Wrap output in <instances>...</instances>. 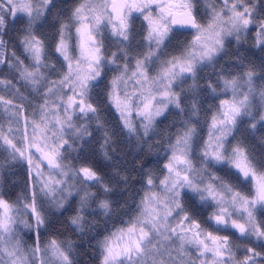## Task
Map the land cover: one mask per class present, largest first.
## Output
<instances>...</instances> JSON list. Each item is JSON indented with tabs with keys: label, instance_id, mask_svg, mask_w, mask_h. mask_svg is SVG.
I'll return each instance as SVG.
<instances>
[{
	"label": "snow or ice",
	"instance_id": "obj_1",
	"mask_svg": "<svg viewBox=\"0 0 264 264\" xmlns=\"http://www.w3.org/2000/svg\"><path fill=\"white\" fill-rule=\"evenodd\" d=\"M187 94L197 122H178L163 160L117 196L87 119L103 102L147 134ZM114 198L111 226L82 235L89 207ZM85 261L264 264L256 0H0V264Z\"/></svg>",
	"mask_w": 264,
	"mask_h": 264
},
{
	"label": "clouds",
	"instance_id": "obj_2",
	"mask_svg": "<svg viewBox=\"0 0 264 264\" xmlns=\"http://www.w3.org/2000/svg\"><path fill=\"white\" fill-rule=\"evenodd\" d=\"M195 2L200 4L201 0H195ZM256 3L258 7H264V0H256ZM217 59L218 61L222 60L223 56L221 55ZM206 71L211 76L215 75V71L210 66ZM100 96L102 100L103 94L101 93ZM191 99V94H187L183 112L178 108H174L173 112L170 113L166 111L162 116L158 117L157 123L147 134H145L139 124H137V132L134 134L129 133L126 129L119 126L116 122V118L103 102L100 103L99 111L96 114L100 123H97L94 117H89L87 119V127L94 134L97 159L106 165L105 171L107 174L115 177L114 184L116 186L114 191L117 193V196L128 197L129 191L133 189L126 187V185L135 186V181L139 179L144 169L152 167L158 160H163L166 155L163 145L167 143V135L175 130V126L178 122H182V119L185 118H190L193 123L197 122L198 118L191 115L193 111ZM105 131H107L110 136L107 144L104 143ZM88 139L92 140L93 137H88ZM77 143H79V141H77ZM101 145H103L102 148ZM196 149L197 145L194 138L192 143V154L194 158L198 155ZM105 153H107V155H105ZM74 155L75 153H71L69 159ZM117 173L126 175L129 179L121 181ZM138 199L139 196L137 195L134 200H128L129 209L135 208V201ZM123 202V199L114 198L111 209L99 207L95 203L92 204L87 210L88 214L83 222L84 231L81 234L87 236L95 232H103L105 227H110V217L119 211L118 205ZM61 211H63V209H61ZM59 214L58 212L57 215ZM120 214L123 215V213ZM65 215L67 214L65 213ZM84 264H86V261Z\"/></svg>",
	"mask_w": 264,
	"mask_h": 264
}]
</instances>
